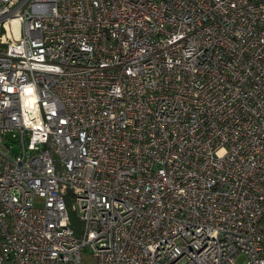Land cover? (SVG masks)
<instances>
[{"label":"built area","instance_id":"1","mask_svg":"<svg viewBox=\"0 0 264 264\" xmlns=\"http://www.w3.org/2000/svg\"><path fill=\"white\" fill-rule=\"evenodd\" d=\"M83 251L264 264V0H0V264Z\"/></svg>","mask_w":264,"mask_h":264},{"label":"trees","instance_id":"2","mask_svg":"<svg viewBox=\"0 0 264 264\" xmlns=\"http://www.w3.org/2000/svg\"><path fill=\"white\" fill-rule=\"evenodd\" d=\"M70 225L75 230L76 234L81 233L82 224L75 211L69 210Z\"/></svg>","mask_w":264,"mask_h":264},{"label":"rangeland","instance_id":"3","mask_svg":"<svg viewBox=\"0 0 264 264\" xmlns=\"http://www.w3.org/2000/svg\"><path fill=\"white\" fill-rule=\"evenodd\" d=\"M82 262L83 264H97V259L90 254L88 251L82 252Z\"/></svg>","mask_w":264,"mask_h":264}]
</instances>
